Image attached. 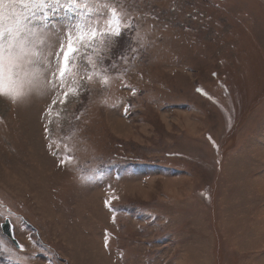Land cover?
I'll list each match as a JSON object with an SVG mask.
<instances>
[{"label":"rangeland","instance_id":"rangeland-1","mask_svg":"<svg viewBox=\"0 0 264 264\" xmlns=\"http://www.w3.org/2000/svg\"><path fill=\"white\" fill-rule=\"evenodd\" d=\"M97 2L147 43L108 85L78 71L51 124L56 91L0 97V264H264V0Z\"/></svg>","mask_w":264,"mask_h":264},{"label":"snow or ice","instance_id":"snow-or-ice-1","mask_svg":"<svg viewBox=\"0 0 264 264\" xmlns=\"http://www.w3.org/2000/svg\"><path fill=\"white\" fill-rule=\"evenodd\" d=\"M57 7L71 12L80 10L81 21L59 30L48 29L46 24L31 26L32 19L45 21L51 14L49 9L55 12ZM103 8H108L110 15L83 19L86 14L100 13ZM37 10L40 12L38 17ZM129 31L136 33L130 39L138 45L147 43L126 13L118 12L110 4H100L97 0H0V97L18 102L33 93L56 91L44 110L45 118L51 124L49 117L53 107L58 102L64 104L70 93L77 94L81 86H87L83 80L81 84L76 83L74 78L78 71L83 70L89 82L93 81L95 75L102 84H109V73L119 69L115 62L105 66V58ZM138 51V47L130 44L127 51L120 54L119 62L131 65ZM132 92L135 95L134 88ZM44 131L47 135V125ZM65 160H61V163ZM97 171V168H93L81 179H91ZM105 204L110 207L109 201H105ZM105 243L107 246V239ZM19 247L23 249L22 245ZM9 254H12L11 250Z\"/></svg>","mask_w":264,"mask_h":264},{"label":"water","instance_id":"water-1","mask_svg":"<svg viewBox=\"0 0 264 264\" xmlns=\"http://www.w3.org/2000/svg\"><path fill=\"white\" fill-rule=\"evenodd\" d=\"M2 229L3 232L7 234L14 242H18L14 237L13 225L9 219H6V221L2 223Z\"/></svg>","mask_w":264,"mask_h":264}]
</instances>
